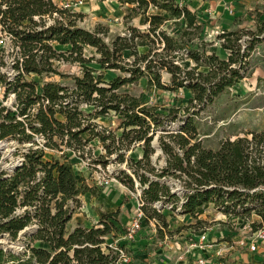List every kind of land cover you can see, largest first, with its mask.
I'll use <instances>...</instances> for the list:
<instances>
[{"label": "trees", "instance_id": "trees-1", "mask_svg": "<svg viewBox=\"0 0 264 264\" xmlns=\"http://www.w3.org/2000/svg\"><path fill=\"white\" fill-rule=\"evenodd\" d=\"M119 1L129 6L123 17L125 29L112 34L101 24L90 30L80 28L81 16L52 0H0V38H7L9 46V52L0 46V69L6 65L5 58L12 56L14 72L11 77L0 75L3 97L13 95L12 109H0V141L32 144L11 176L0 172V237L15 241L25 233L28 240L22 255L0 248V264H116L118 254L107 241H115L124 232L117 227L118 210L98 211L99 220L92 227L76 226L66 232V224L80 206L78 198L101 194L76 178L68 157L70 152L83 151L93 139L102 144L107 156L114 154L120 162L124 151L140 144L142 157L130 160L129 169L141 187L144 219L155 220L156 227L159 221L160 229L167 228L164 216L152 209L161 202L170 203L171 211L178 208L179 214L199 225L198 217L212 206L227 220L236 217L242 225L248 222L253 231L264 228V130L222 140L211 150L202 146L194 121L218 95L243 79L254 44L264 37L262 14L257 13L253 31H224L217 36L226 52L224 60L208 53L204 25L184 1ZM255 1L264 8V0ZM138 17L142 29L129 25ZM245 35L249 38L241 52ZM54 45L68 49L58 51ZM86 47L94 51L92 56L85 57ZM61 63L77 65L80 73L63 75ZM107 70L116 74L109 82L103 80ZM54 76L69 83L46 80ZM140 80L146 89L189 91L186 105L164 109L167 115L163 116L139 97L121 91ZM111 113L119 119V136L98 130L95 122ZM178 120L176 134L165 130L167 122ZM159 129L166 131L157 138L164 166L155 172L151 144ZM36 136L42 140L40 146L33 141ZM46 149L60 156L44 160ZM141 167L157 178L181 179L183 199L179 202L167 185L146 177ZM122 175L133 189L132 177ZM251 213L260 221H249ZM36 242L46 247L33 246Z\"/></svg>", "mask_w": 264, "mask_h": 264}, {"label": "rangeland", "instance_id": "rangeland-1", "mask_svg": "<svg viewBox=\"0 0 264 264\" xmlns=\"http://www.w3.org/2000/svg\"><path fill=\"white\" fill-rule=\"evenodd\" d=\"M178 1H184L199 16L204 25L203 38L208 43V53H214L224 60L226 59V52L221 47L217 36L224 31H253L257 13L262 14L259 18L260 20L264 19L263 4L255 0ZM52 2L58 7L67 6L73 13L79 14L81 17L77 19V25L80 28L90 30L95 25L101 24L108 27L112 34L121 33L125 29L123 17L125 9L129 6L123 5L119 0H52ZM129 25L141 29L144 28L141 17L135 18ZM248 38L249 36L245 35L240 40L241 52L247 45ZM6 41L7 38L1 37L0 46L5 45L6 50L9 52V46H7ZM54 47L62 52L68 49L58 45H54ZM93 54L94 51L90 48L86 47L84 49L85 57H90ZM5 60L6 65L1 67L0 75L11 77L14 74L11 67L12 56L6 57ZM89 66L98 72L101 71L96 64H90ZM59 72L67 76L78 75L80 67L75 64L61 63ZM115 76V73L107 70L103 73V80L109 82ZM46 80L59 81L63 84L69 83L68 79H60L58 76L47 78ZM3 91L4 87L0 85V109H12V99L10 96L4 98ZM121 91L139 97L143 103L155 107L156 112L163 116L167 115L164 109L184 107L190 95L187 90L170 93L156 89H146L144 80H140L136 85L121 88ZM118 120V117L111 113L95 122L98 125V130L106 129L113 132L115 136H119L121 131L117 129ZM194 121L198 127L202 146L211 150H215L222 140L234 139L248 132L264 130V37L254 44V49L247 60L243 79L218 95L213 103L202 111ZM179 124V120L174 123L167 122L164 128L169 133L176 134ZM165 134L166 131L157 130L151 144L155 152L151 156L150 161L155 172H159L164 166V156L158 148L157 138ZM83 138H86V135ZM164 140L168 141L166 136ZM33 141L36 146H40V137H34ZM30 145L32 144H20L13 139L0 141V171L5 173L19 158H22V155ZM142 153L143 150L140 144H135L129 150L123 152V161L120 162L117 161L114 154L107 156L102 144L97 139H93L83 151L76 154L70 152L68 157L73 164L77 179H83L89 187H94V184L97 183L96 190L105 187L109 188L116 196H119L120 200L123 201L122 203L126 204L132 200L136 202V199L140 198L137 196V191L141 187L129 169V161H138L141 159ZM59 156L60 153L57 151L44 150V160ZM140 172L144 173L150 180H158L167 185L170 192L178 197L179 202L183 199L185 194L183 183L178 177L167 175L163 178H157L147 172L145 167H141ZM122 173L132 177L133 189L129 188V183ZM103 177L111 180L108 186L99 184L100 179ZM82 201L87 202L88 200L82 198ZM170 205V203L163 204L159 202L153 204L152 209H156L157 212L164 216L168 223L167 226L171 228L170 231H168V227L160 229L161 224L157 221L156 233L168 234L170 232L174 240L185 238L186 235L182 234H186L189 230H195L194 228H187L189 225L193 227L199 226V229L207 228L215 235H219L225 230L236 231L242 227V222L238 218L234 217L231 220H227L219 212L215 211L212 206L205 210L204 215L199 219L202 224L199 225L195 223V220L193 221L189 217L187 218L178 212L171 211ZM92 208L97 209L96 206H92ZM249 221L259 222L260 219L254 213H251ZM216 238L217 241L220 240L219 237ZM27 242L25 233L21 234L15 241H11L7 237H0V248L15 255H22L26 250ZM33 246L37 247L39 244L34 243ZM262 260L264 261V258Z\"/></svg>", "mask_w": 264, "mask_h": 264}, {"label": "crops", "instance_id": "crops-1", "mask_svg": "<svg viewBox=\"0 0 264 264\" xmlns=\"http://www.w3.org/2000/svg\"><path fill=\"white\" fill-rule=\"evenodd\" d=\"M94 185L97 187V183ZM97 190L101 191L98 196L86 193L78 198L80 206L66 224L67 233H70L76 226L90 228L95 225L99 220L98 211L110 213L118 210V228H125L130 223L133 218L135 202L132 200L126 204L122 203L123 201L120 200L119 196H116L106 187ZM82 198L88 201L83 202ZM92 206H96L97 209L92 208ZM203 215H200L198 219ZM182 216L193 219L188 215ZM223 217L225 218V216ZM240 228L242 229V227ZM156 229L155 220L146 221L144 219L141 231L132 242L123 241V232H121L116 240L119 246H123L128 251L129 264H198L200 259L203 260V264H264L263 258L259 254H250L245 248L239 247L238 242L244 236L241 229L236 231L225 230L219 235H215L209 230V242L203 246L196 240L202 229L189 230V233L182 234L186 236L179 238L180 240L172 239L170 232L157 234ZM170 229L169 226L168 231ZM216 237H219L220 240L217 241ZM112 241L114 240L109 239L107 243ZM36 243L40 247H46L43 243Z\"/></svg>", "mask_w": 264, "mask_h": 264}, {"label": "built area", "instance_id": "built-area-1", "mask_svg": "<svg viewBox=\"0 0 264 264\" xmlns=\"http://www.w3.org/2000/svg\"><path fill=\"white\" fill-rule=\"evenodd\" d=\"M61 8H68L67 6H62ZM69 9V8H68ZM10 98H13V95H10ZM42 140H40V143ZM37 148V147H35ZM22 164V158H19L5 173L4 177H9L13 171ZM1 172V171H0ZM111 183V180L107 177L100 179L99 184L108 186ZM137 186V184H136ZM141 189L137 191V196L140 197ZM143 202L140 198L136 199L133 218L130 223L124 228L122 233V240L126 242H132L137 234L141 231L142 222L144 220V214L142 212ZM178 211V208L175 212ZM242 230L244 236L239 240V247L245 248L250 254H259L264 258V228L253 231L248 222H244L242 225ZM210 232L209 229H202L196 239L200 245H206L209 242ZM110 249H113L117 252L118 257L116 264H129L130 256L128 251L124 248H120L118 241H112L108 243ZM198 264H203V260L200 259L197 262Z\"/></svg>", "mask_w": 264, "mask_h": 264}]
</instances>
